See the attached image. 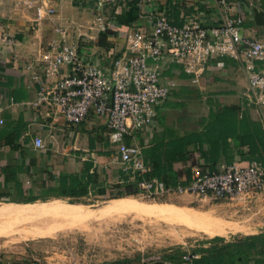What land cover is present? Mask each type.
I'll return each mask as SVG.
<instances>
[{"label": "crops", "instance_id": "1", "mask_svg": "<svg viewBox=\"0 0 264 264\" xmlns=\"http://www.w3.org/2000/svg\"><path fill=\"white\" fill-rule=\"evenodd\" d=\"M33 1L51 7L53 15L36 23L34 9L27 8L24 0H0V119L3 121L0 129L21 131L14 148L0 138V196L14 199L11 203H16L21 197L44 195L47 189L58 187L60 177L80 175L85 163L90 162L93 186H88L83 200L104 197L116 191L115 185L123 186L128 179L108 138L104 119L90 115L78 126H71L55 109L35 106L38 84L31 80L27 64L59 40L54 45L76 48L86 62L108 69L111 62L125 52L128 34L137 30L151 32L150 15L162 14L177 27L192 20L205 27H214L223 22L226 12L218 5V0H162L144 5L128 2L102 7L96 0ZM227 1L229 15L247 14L240 28L241 35L264 43V27L254 24L247 9L257 0ZM97 18L102 21L99 23ZM76 31L91 38L92 42L80 47L70 43V35ZM160 68L162 82L172 84L170 95L155 108L151 124L133 139H128L141 147L143 158L145 150L161 140L200 132L211 112L216 113L225 106H239L241 111L247 112L251 122L260 124L252 106L245 108L249 94L246 77L241 62L234 58L227 56L210 61L196 82L168 60ZM67 70L62 67L57 77L44 80V86L51 87ZM179 93L186 94L190 103L181 104ZM184 108L187 111H182L181 117L176 112ZM35 138L42 140V149L34 147ZM230 161L248 162L233 151L220 158L217 170L229 165ZM202 163L199 154L191 152L186 164L174 163L173 170L178 173L179 180H183L191 177L195 169H201ZM175 196L179 195L168 198ZM3 216L0 211V221ZM4 228L0 222V234L6 233L2 232Z\"/></svg>", "mask_w": 264, "mask_h": 264}, {"label": "built area", "instance_id": "2", "mask_svg": "<svg viewBox=\"0 0 264 264\" xmlns=\"http://www.w3.org/2000/svg\"><path fill=\"white\" fill-rule=\"evenodd\" d=\"M96 1L102 7L128 2L156 4L162 0ZM24 5L34 9L36 23L54 13L51 7L39 5L38 1L24 0ZM218 5L226 12V18L214 27L193 20L177 27L162 14L150 15L151 32L137 30L128 34L125 52L108 69L86 62L76 48L51 45L26 66L31 80L38 84L34 105L55 109L71 126H78L90 115L104 119L108 138L128 176L126 182L136 185L137 196L141 198L161 201L172 195L190 194L231 200L263 192L264 165L257 161L235 162L217 171L195 169L189 180H178L174 187H167L155 178L145 179L150 169L144 162L142 149L128 142L151 124L155 108L170 95L172 84L162 82L160 68L167 60L193 82L212 60L229 56L241 62L249 92L246 106H252L264 127V43L241 35L246 13L229 15L227 0H218ZM97 21L100 23L102 19ZM62 67L68 68L67 73L51 87H45L44 80L57 77ZM33 145L43 148L40 138H35ZM160 259L155 255L145 260L156 263ZM183 259L188 260L189 256Z\"/></svg>", "mask_w": 264, "mask_h": 264}, {"label": "rangeland", "instance_id": "3", "mask_svg": "<svg viewBox=\"0 0 264 264\" xmlns=\"http://www.w3.org/2000/svg\"><path fill=\"white\" fill-rule=\"evenodd\" d=\"M69 41L80 47L86 45L85 43H91L92 39L76 31L70 35ZM178 99L183 105L190 103L187 102L189 98L184 93H179ZM182 111L187 110L179 109L176 113L182 117L180 115ZM115 193L83 200L82 206L87 208L84 207L82 210L86 212L83 213L85 217L79 218L76 222L45 212L40 214L44 215L43 217L36 214L30 217L24 214L14 216L12 219L4 215L5 217L1 219L5 227L2 232L6 233L0 234V264H169L163 258L165 255L190 254L198 241H206L216 236L222 237L225 241L239 240L252 235L264 236V191L231 200L182 194L161 201H151L137 195L114 198ZM40 194L37 197H44ZM120 199L138 203L155 213L137 215L122 211L105 214L100 212L111 201ZM12 200L14 199L7 198L8 202L0 201V208L13 202ZM51 203L72 205L63 199L51 197L45 201L33 202L35 204L33 207L35 209L46 207ZM161 207L197 211L210 215L219 222L229 223L238 230L223 236H206L201 232L189 230L186 221H182L181 217L176 219L177 217L172 215L156 213V209L159 210ZM173 221L175 223H172ZM17 227L18 229L14 230ZM258 251L259 254L252 256V259L262 261L260 264H264V239ZM155 255L163 256L161 262L152 263L145 260Z\"/></svg>", "mask_w": 264, "mask_h": 264}, {"label": "trees", "instance_id": "4", "mask_svg": "<svg viewBox=\"0 0 264 264\" xmlns=\"http://www.w3.org/2000/svg\"><path fill=\"white\" fill-rule=\"evenodd\" d=\"M240 109L239 106L222 107L216 113L211 112L200 132H191L182 137L173 136L167 141L161 140L146 149L144 162L150 170L144 178H155L167 187L176 186L179 175L173 170V164H186L191 152L199 154L203 162L201 164L203 170L217 171L220 158L233 151L247 158L248 162L257 161L264 165V127L261 123L260 125L251 122L247 112ZM20 135L19 130L0 129V138H4L5 144L12 148ZM91 167L92 164L87 162L80 175L60 177L58 187L47 189L44 197H21L16 202L30 204L37 200L45 201L50 197H56L70 204H82L83 198L88 194V186H93L94 176L89 173ZM5 172L8 174V171L5 170ZM189 179L190 175L187 177V180ZM113 188L116 190L114 198L138 193L133 183L126 182L123 186L117 184ZM0 201L8 202L7 198L3 199L1 196ZM263 239L264 236L261 234L245 236L233 241H225L222 237L216 236L206 241H198L190 254L182 256L167 254L162 257L169 264H242L249 262L260 264L262 261L253 260L252 256L259 254L258 248L262 245ZM206 244L208 246H204ZM184 256H189V259L184 260Z\"/></svg>", "mask_w": 264, "mask_h": 264}, {"label": "bare ground", "instance_id": "5", "mask_svg": "<svg viewBox=\"0 0 264 264\" xmlns=\"http://www.w3.org/2000/svg\"><path fill=\"white\" fill-rule=\"evenodd\" d=\"M34 205L35 204H33V203L32 204H12V203L4 204V206H2L0 208V211L3 212V215L9 216V217L24 215V214L31 217V215L32 216L35 214L40 215V214H44L43 212H45V213L56 214L58 216L60 215L70 222L78 221L79 218L85 217L84 214L86 213V212H82V210H84L85 206L78 205V204H76V205H73V204L72 205H59L58 203H51L46 207H41V208H36V209L33 207ZM85 209H87V208L85 207ZM176 209H177V207H176ZM176 209L161 207V208H159V210L156 209V213L163 214V215L168 214V216L172 215L174 217H177L176 219L181 217L182 221H186L185 224L188 226L189 230L201 232L203 235H206V236H211V237L213 235L223 236L227 233H231L233 231L238 230L237 227H235L229 223L226 224L223 221L219 222L217 219L212 218L210 215L199 213L197 211L195 212L192 210H182L180 208L178 210H176ZM117 211H120V212L122 211V212H126V213H134L137 215L138 214L150 215L152 213H155L152 210H149L146 207L141 206L138 203L129 202V201H126L123 199L111 201L110 204L106 205L105 208L103 209V211H100V212L105 214V212L113 213V212H117ZM40 216L43 217L44 215L43 216L40 215ZM4 217L5 216H3V218ZM53 217H55V215ZM48 218H50V217H48ZM164 218H166V217H164ZM57 219H59V218H57ZM172 220H173V217H172ZM0 222L2 223V221H0ZM172 223H175V222L173 221ZM7 231H10V230H7Z\"/></svg>", "mask_w": 264, "mask_h": 264}, {"label": "water", "instance_id": "6", "mask_svg": "<svg viewBox=\"0 0 264 264\" xmlns=\"http://www.w3.org/2000/svg\"><path fill=\"white\" fill-rule=\"evenodd\" d=\"M247 9L252 16L254 24L258 27H264V0H257L254 6Z\"/></svg>", "mask_w": 264, "mask_h": 264}]
</instances>
